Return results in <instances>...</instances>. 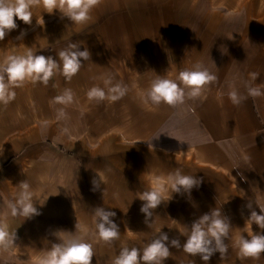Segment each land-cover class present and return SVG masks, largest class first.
<instances>
[{
	"label": "crops",
	"instance_id": "obj_1",
	"mask_svg": "<svg viewBox=\"0 0 264 264\" xmlns=\"http://www.w3.org/2000/svg\"><path fill=\"white\" fill-rule=\"evenodd\" d=\"M237 1L103 0L84 26L59 15L0 45V61L28 48L59 61L57 53L71 42L91 53L70 82L57 73L46 87L29 83L15 89L14 101L0 104V221L17 236L16 245L0 249V264H38L59 243L55 233H74L76 223L90 229L93 264H113L122 247L142 250L160 230L183 245L192 222L214 208L229 219L232 239L225 260L217 252L207 264H264V254L242 261L233 247L238 235L261 231L256 224L245 227L248 203L258 214L256 203L264 205V97H249L239 107L228 98L233 87L247 94L251 73L264 85V9H233L244 4ZM197 64L218 77L204 97L174 108L142 103L141 90L158 76L179 83V72ZM109 78L126 85L127 94L116 102H89L88 90ZM65 89L76 102L65 109L67 119H57L62 106L54 97ZM177 169L201 184L190 196L173 193L148 227L137 196ZM98 173L106 182L93 191ZM23 181L40 212L25 220L8 207ZM98 207L116 213L121 234L111 245L94 235ZM170 251L163 264H205L182 248Z\"/></svg>",
	"mask_w": 264,
	"mask_h": 264
},
{
	"label": "clouds",
	"instance_id": "obj_2",
	"mask_svg": "<svg viewBox=\"0 0 264 264\" xmlns=\"http://www.w3.org/2000/svg\"><path fill=\"white\" fill-rule=\"evenodd\" d=\"M103 3V0H0V41L7 34L17 29L16 20L26 25L32 24L33 8L43 7L48 14L59 12L60 19H67L74 25L84 26L92 19L93 12ZM43 17L36 19V25L43 27ZM27 33L22 31L16 38L22 40ZM59 61L52 56L36 54L31 48L22 55L10 54L0 61V104L7 106L16 98V88H22L31 83H41L47 86L49 81L60 73L65 80L70 82L83 66L82 61L91 60V53L87 48L80 50L78 43H69L57 53ZM259 73H251L250 81L245 83L246 95H242L235 87L228 92V98L234 106L239 107L249 97H264V85H257ZM179 83L176 80L157 77L146 90H141L140 98L145 106L150 108L166 104L170 107L183 105L186 99H200L204 97L209 87L215 84L218 77L207 68L197 64L192 70L179 72ZM104 87L93 86L86 93L89 102L101 103L104 101L116 102L128 92V87L122 83H113L112 79L103 81ZM54 102L61 105L58 109L57 119H67L65 109L76 102L75 93L65 89L61 95L54 97ZM99 179H93V191L106 182L103 174L98 173ZM201 180L194 175L183 174L177 169L165 177H156L149 190L140 192L137 198L144 203L140 211L144 214V223L150 226L154 210L165 201L172 199L173 193L189 196L193 188L199 187ZM20 192L14 202H9L12 217L31 219L40 215L35 206V193L29 183L20 184ZM40 203L41 206L44 205ZM260 214L248 203L251 210L250 217L245 222V227L256 224L260 232L249 231L247 236L240 234L233 240V247L238 249L239 258L259 260L264 254V205L256 203ZM94 235L107 245L120 239V228L113 221L116 216L114 211H107L98 207L94 211ZM23 220V221H24ZM175 221V220H174ZM76 231H57L55 236L59 243H54L43 252L38 259V264H93L94 248L89 242L90 229L87 226L75 225ZM231 223L222 214L221 209L214 208L194 220L186 235V240L181 245L179 239H169L167 233L159 231L142 250L137 247H122L113 260V264H163L171 256V248L181 249L191 257L199 256L207 264L217 252L223 262L228 254L229 245L226 241L232 239ZM131 231V230H128ZM78 233V234H77ZM181 235H184L181 233ZM16 232L9 230L6 222L0 221V249H9L15 244ZM193 264L195 262L193 261Z\"/></svg>",
	"mask_w": 264,
	"mask_h": 264
},
{
	"label": "rangeland",
	"instance_id": "obj_3",
	"mask_svg": "<svg viewBox=\"0 0 264 264\" xmlns=\"http://www.w3.org/2000/svg\"><path fill=\"white\" fill-rule=\"evenodd\" d=\"M252 0H238L237 2H241L244 4H241L240 6H233L234 8H239L243 11H246L248 9H259L262 10L264 9V5H263V1L260 0V3L256 2L257 4H248V2H250ZM226 8V7H223ZM232 8V7H231ZM33 11V18H32V24L31 25H26L24 24L22 21L20 20H16V23L18 25L17 29L11 31L9 34L6 35L5 39L3 41H0V45H3L11 36H16L18 34H20L22 31H25L27 29H29L30 27L34 26L36 24V19L43 17V19L46 18H55L58 17L60 14L59 12H55L54 14H48L44 11L43 7H36L32 9Z\"/></svg>",
	"mask_w": 264,
	"mask_h": 264
}]
</instances>
